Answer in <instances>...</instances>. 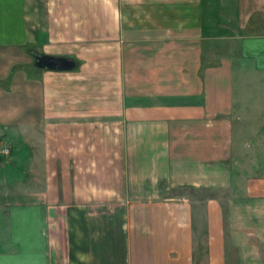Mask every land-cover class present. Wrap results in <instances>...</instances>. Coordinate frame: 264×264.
I'll return each mask as SVG.
<instances>
[{
    "label": "crops",
    "instance_id": "obj_1",
    "mask_svg": "<svg viewBox=\"0 0 264 264\" xmlns=\"http://www.w3.org/2000/svg\"><path fill=\"white\" fill-rule=\"evenodd\" d=\"M89 3L0 0V264H264V0ZM94 23L111 80L17 73Z\"/></svg>",
    "mask_w": 264,
    "mask_h": 264
},
{
    "label": "rangeland",
    "instance_id": "obj_2",
    "mask_svg": "<svg viewBox=\"0 0 264 264\" xmlns=\"http://www.w3.org/2000/svg\"><path fill=\"white\" fill-rule=\"evenodd\" d=\"M92 3H89L94 8H90V18L91 15H96V2L97 0H89ZM120 3H137L138 7L141 6L140 3H150V2H163L166 3L167 0H118ZM53 42V41H52ZM62 42V41H61ZM69 44H72L73 46L78 45L81 41L73 39L72 41L68 40L66 41ZM119 41H114L112 39H106L104 35H102V31L98 29L97 24H90V30H89V39L83 40V43L87 45L85 49H83V52H86L84 55H72V56H63V55H57L62 57H67L69 59H73L77 62H79V68L74 72H81L82 77L87 79L89 83H100L103 80H111L113 71L112 66V58L113 56L109 55H101L100 53L106 52L108 49H111L112 47H115L118 45ZM54 43V42H53ZM51 41H44L41 46H37L32 48L31 50H28L25 55V63L24 66L18 67L17 73H21V69L26 71V74L30 77L32 75L41 76L44 73L40 70H36L35 68V61L33 54H41L46 55V52H52L54 46L52 45ZM63 43V42H62ZM123 43H126L123 41ZM57 44H60L59 41H57ZM80 46V44H79ZM80 48V47H79ZM75 51V50H72ZM48 55V54H47ZM56 56V55H55ZM105 59H108V61H105ZM104 64L105 66H103ZM24 68V69H23ZM43 81V79H42ZM255 90V88H253ZM96 90L94 87L92 90H90V93ZM253 90V91H254ZM250 144L252 145V149H250V152L247 153V155L243 158V163H247L249 161L250 165L253 168H249L251 173H254L256 171L257 167V161L261 160L264 161V136L260 134L259 136H253L251 139ZM254 165V166H253Z\"/></svg>",
    "mask_w": 264,
    "mask_h": 264
},
{
    "label": "water",
    "instance_id": "obj_3",
    "mask_svg": "<svg viewBox=\"0 0 264 264\" xmlns=\"http://www.w3.org/2000/svg\"><path fill=\"white\" fill-rule=\"evenodd\" d=\"M35 66L40 70H48L55 72H71L77 68L76 61L62 56L53 55H33Z\"/></svg>",
    "mask_w": 264,
    "mask_h": 264
},
{
    "label": "built area",
    "instance_id": "obj_4",
    "mask_svg": "<svg viewBox=\"0 0 264 264\" xmlns=\"http://www.w3.org/2000/svg\"><path fill=\"white\" fill-rule=\"evenodd\" d=\"M13 154V148L10 144L0 143V156L1 157H10Z\"/></svg>",
    "mask_w": 264,
    "mask_h": 264
},
{
    "label": "trees",
    "instance_id": "obj_5",
    "mask_svg": "<svg viewBox=\"0 0 264 264\" xmlns=\"http://www.w3.org/2000/svg\"><path fill=\"white\" fill-rule=\"evenodd\" d=\"M34 55V54H33ZM73 60V59H72ZM75 61V60H74ZM76 63H77V68L74 70V71H76L78 68H79V62H77L76 61ZM35 66V65H34ZM35 68H36V66H35ZM37 69V68H36ZM37 70H39V69H37Z\"/></svg>",
    "mask_w": 264,
    "mask_h": 264
},
{
    "label": "flooded vegetation",
    "instance_id": "obj_6",
    "mask_svg": "<svg viewBox=\"0 0 264 264\" xmlns=\"http://www.w3.org/2000/svg\"><path fill=\"white\" fill-rule=\"evenodd\" d=\"M39 55H41V54H39ZM34 61H35V59H34Z\"/></svg>",
    "mask_w": 264,
    "mask_h": 264
}]
</instances>
